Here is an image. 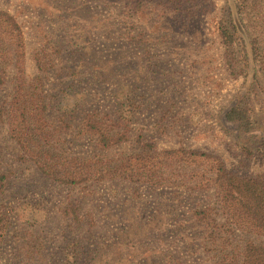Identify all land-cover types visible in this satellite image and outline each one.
Returning <instances> with one entry per match:
<instances>
[{
    "label": "rangeland",
    "instance_id": "1",
    "mask_svg": "<svg viewBox=\"0 0 264 264\" xmlns=\"http://www.w3.org/2000/svg\"><path fill=\"white\" fill-rule=\"evenodd\" d=\"M241 4L0 0L20 27L0 16V264H220L264 244L214 188L215 157L264 179V0ZM239 102L249 131L226 119ZM92 120L122 139L98 145Z\"/></svg>",
    "mask_w": 264,
    "mask_h": 264
},
{
    "label": "trees",
    "instance_id": "2",
    "mask_svg": "<svg viewBox=\"0 0 264 264\" xmlns=\"http://www.w3.org/2000/svg\"><path fill=\"white\" fill-rule=\"evenodd\" d=\"M238 1L244 4L247 0ZM239 5L234 4L228 8V20L222 22L223 30L220 34L227 45L229 51L227 57L231 65L235 61L234 52L233 54L230 53L235 46L236 36L240 35L243 41L248 39V32L239 18L242 12V9L238 10ZM0 16L12 20L14 23L12 32L19 31L20 34V27L16 24L14 18L3 12H0ZM246 46H249V44ZM250 50H252L251 47ZM226 119L235 123L240 130L249 131L250 129L248 112L240 102L226 113ZM92 121L87 127L89 130H95L98 135V145L107 148L117 144L122 139V134L117 132L113 134L102 123ZM254 145V151L264 155V136L260 137L258 143H254ZM184 153L194 157L212 158L207 154L198 152L184 151ZM215 159L219 165L215 169L214 188L217 193V202L221 205L224 215L227 216L228 223L233 229L264 237V179L262 177H239L231 173L220 159L216 157ZM76 178V176H73L70 179L75 182ZM67 181L70 182L69 179ZM240 259L242 260L241 263ZM220 264H264V244L259 245L255 242H248L241 255L226 254Z\"/></svg>",
    "mask_w": 264,
    "mask_h": 264
}]
</instances>
